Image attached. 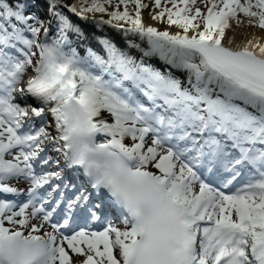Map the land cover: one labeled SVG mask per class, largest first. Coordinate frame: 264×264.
I'll use <instances>...</instances> for the list:
<instances>
[{
    "label": "snow or ice",
    "instance_id": "snow-or-ice-1",
    "mask_svg": "<svg viewBox=\"0 0 264 264\" xmlns=\"http://www.w3.org/2000/svg\"><path fill=\"white\" fill-rule=\"evenodd\" d=\"M163 5L0 0V264H264V0Z\"/></svg>",
    "mask_w": 264,
    "mask_h": 264
},
{
    "label": "bare ground",
    "instance_id": "bare-ground-1",
    "mask_svg": "<svg viewBox=\"0 0 264 264\" xmlns=\"http://www.w3.org/2000/svg\"><path fill=\"white\" fill-rule=\"evenodd\" d=\"M144 2L150 3V0H144ZM162 6H165V5H163V0H162ZM166 6L171 7V4H168ZM201 7L203 8L202 5H201ZM157 11H158V9H157ZM147 12H148V9H142V18L145 20L146 23H152L153 26L157 27L159 30L167 29L170 32H175V31L179 30V29L176 28L175 25L169 26L167 23H164V22H161V21H151L150 18L147 16ZM90 16H92V15H90ZM100 16H103V18L105 20L108 19L106 13L97 15L96 17H100ZM165 20H166V17H165ZM121 23H123V22H121ZM230 25H231V27L226 31V37L224 39V43L225 44H227V42H228L227 41V37L228 36L233 37V45L243 43L249 38H257V37L259 38L261 43H264V30H262V29L256 30L252 26H249V27L243 26L242 28H238V27H236V23H234L233 21H230ZM85 27H87L89 30H94L98 34H103V35H108V36L119 35L120 37H123V35H124V33L122 31L117 32V30L114 27H112L111 25L100 24L99 26H97V21L96 20H91L89 23H87L85 25ZM132 38L135 39V41L137 43L141 44V47H146L147 46L146 41H142L138 36H134ZM137 56H139V53H137ZM149 63H153L155 66H159L163 62L160 61L159 58H155V59H149ZM172 71L177 76L181 75V73L178 70L173 69ZM15 101L22 102L19 97H16ZM28 102L34 104L35 100H34V98L29 97ZM102 114L107 116V113H102ZM108 122H110V121H108ZM45 123H46V126L48 127L49 132L54 134L53 133L54 127H52V117H51L50 114L47 116V119H46ZM100 136H101V139H102L103 138V134H100ZM125 142L129 143L130 140L126 139ZM52 150H53V148H52ZM53 155H54V153H53ZM50 156L53 157L52 155H50ZM52 169L59 171V168L57 169L55 165L53 166ZM5 226H9L8 223L5 224Z\"/></svg>",
    "mask_w": 264,
    "mask_h": 264
},
{
    "label": "rangeland",
    "instance_id": "rangeland-1",
    "mask_svg": "<svg viewBox=\"0 0 264 264\" xmlns=\"http://www.w3.org/2000/svg\"><path fill=\"white\" fill-rule=\"evenodd\" d=\"M109 7H111V6H109ZM123 7H124L123 5L120 6L121 10H123ZM129 10L131 11V6H130V9H129ZM141 11H142V10H141ZM99 14H101V13H99ZM133 14H134V13H133ZM95 15H97V14H95ZM238 18H239L241 21H243V20L246 19L245 17L242 16V14H239V13H238ZM233 22H234V21H233ZM234 23H235V22H234ZM243 26H245V27H249V25H247V24H245V23H241L240 26H239L238 28H242ZM236 27H237V25H236ZM254 28H255L256 30H260V28H258V27H254ZM59 156H60V155L57 154V155H55L54 158H55V159H58Z\"/></svg>",
    "mask_w": 264,
    "mask_h": 264
}]
</instances>
